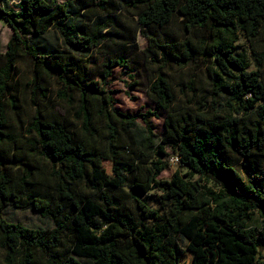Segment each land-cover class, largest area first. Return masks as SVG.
I'll return each mask as SVG.
<instances>
[{
	"label": "trees",
	"instance_id": "obj_1",
	"mask_svg": "<svg viewBox=\"0 0 264 264\" xmlns=\"http://www.w3.org/2000/svg\"><path fill=\"white\" fill-rule=\"evenodd\" d=\"M128 5L138 10L156 69L151 97L157 110L167 112L159 143L150 124L158 114L121 112L114 91L107 89L113 71L128 68L125 57L104 63L100 82L90 78L92 50L120 26L115 0H92L102 17L83 28L72 22L81 7L71 1L21 0L16 11L0 8V21L13 31L5 52L0 41L4 264H264V83L237 52L240 38L251 45L264 31V0H134ZM176 17L185 33L201 31L205 37L161 41L158 30ZM52 29L59 32L63 50L43 46ZM252 55L262 68L264 48ZM20 62L32 67L34 115L24 132L16 133L8 112L20 110L15 89ZM173 66L207 74L211 90L196 107L174 110L167 74ZM47 80L61 86L58 100L75 107L79 133L46 119ZM184 87L196 96L194 79ZM138 121L146 126L140 140L134 137ZM168 147L184 173L159 180L169 167ZM205 180L223 189L215 192L201 184ZM124 188L131 189L127 202L116 194ZM153 189L162 193L165 216L142 198ZM9 207L32 209L54 227L8 222L3 213Z\"/></svg>",
	"mask_w": 264,
	"mask_h": 264
},
{
	"label": "rangeland",
	"instance_id": "obj_2",
	"mask_svg": "<svg viewBox=\"0 0 264 264\" xmlns=\"http://www.w3.org/2000/svg\"><path fill=\"white\" fill-rule=\"evenodd\" d=\"M21 0H5L0 3V8L7 11L18 10V4ZM60 3L71 1L79 7L80 13L74 12L72 22L82 28L84 26H90L92 21H95L98 17H102V12L97 7L92 6V0H57ZM118 5L117 16L120 21V26H116L110 29L109 38L102 43L101 47L92 50V53L87 61V68L90 73V78L94 81L100 82V74L103 70V65L109 59L122 56L128 61L127 69H115L112 77L109 80L108 90L114 91V98L116 107L124 113L129 114H145L148 111L156 112V117L150 118V124L155 135V140L159 143L164 131V121L167 112L157 110L156 103L151 97L150 85L155 79V66L148 57L147 50L149 49V43L146 38L141 34V28L138 25V18L136 16L138 10L135 7L128 5L134 0H115ZM88 6L83 9V4ZM81 3V4H80ZM161 41L165 38L169 41L182 42L185 39H192L198 41L205 37V34L201 31L193 33H185L182 29V18L176 17L170 24L164 29L158 30ZM13 35L12 29L5 23L0 21V41L2 43V51H6L7 44L9 43ZM134 38L135 41L128 44L129 40ZM25 39L33 44L31 37H25ZM43 46L53 50H63L64 46L62 38L59 32L55 29L50 30L43 37ZM237 52L244 55L250 64L249 71H257L260 75L261 82L264 83V66L258 68L253 59V52H260L264 48V31L261 32L260 37L250 45L245 39L240 38L237 42ZM32 67L29 62H20L16 67L15 74V89L19 98L20 110L18 113L8 112V118L11 126V131L16 133H23L24 130L30 124L34 115V106L31 102V89L30 83L32 80ZM169 82L176 96V103L174 110L186 109L196 107L197 101L200 98L205 97L211 90L210 81L207 78V74L202 70H195L194 67H187L179 70L175 66L169 69L168 72ZM195 80L196 96L188 91L184 86L188 84L190 80ZM46 86L50 93L46 102L42 103V108L47 120H56L61 123H65L73 133H79L80 123L74 119L75 107L67 105L65 102L58 100L57 92L61 86L55 80H47ZM185 90V93L182 90ZM76 100L78 96L75 97ZM211 99H208L210 102ZM220 104H225L224 99L220 101ZM61 108L64 115H61L57 109ZM137 130H135V136L137 140L141 139L146 129L145 124L142 121H138ZM128 139L125 143L128 144ZM167 154L171 156L169 160V167L165 170L159 180H170L176 172L184 171L180 168L179 162L176 160V156L173 155L171 148H167ZM156 158V157H155ZM108 171L110 166L106 165ZM197 180V177L195 178ZM201 184H206L209 188L215 192H220L223 186L212 180H205ZM131 192V189L124 188L122 191L116 194L122 197L124 201H129L127 194ZM162 193L153 189L146 195L142 196L148 205L155 210H159L162 216H165L166 209L161 205ZM4 218L11 223H20L31 229H51L54 227L53 223L49 219L42 218L38 213L32 209L26 211L15 210L11 207L5 209ZM258 221L256 220V225ZM182 246L185 243L179 240ZM264 257V251L262 252ZM4 252L0 250V264H4ZM85 262L84 260H81ZM189 262V258H187Z\"/></svg>",
	"mask_w": 264,
	"mask_h": 264
},
{
	"label": "built area",
	"instance_id": "obj_3",
	"mask_svg": "<svg viewBox=\"0 0 264 264\" xmlns=\"http://www.w3.org/2000/svg\"><path fill=\"white\" fill-rule=\"evenodd\" d=\"M176 160L178 161V158L176 157Z\"/></svg>",
	"mask_w": 264,
	"mask_h": 264
}]
</instances>
